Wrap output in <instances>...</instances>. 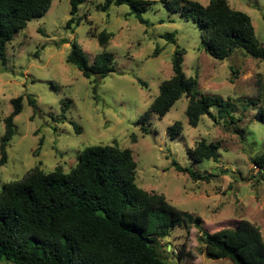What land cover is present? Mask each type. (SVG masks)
Masks as SVG:
<instances>
[{
	"label": "rangeland",
	"instance_id": "obj_1",
	"mask_svg": "<svg viewBox=\"0 0 264 264\" xmlns=\"http://www.w3.org/2000/svg\"><path fill=\"white\" fill-rule=\"evenodd\" d=\"M152 1L142 13L148 22L143 25L128 15L127 5H111L102 12L97 10L102 0H86L76 14L79 24L66 29L70 0H52L44 15L31 19L14 35L5 49V63L0 60V137L12 98L22 96V110L13 119L16 131L6 148L7 161L0 165V191L3 184L23 179L34 167L49 172L60 165L68 172L86 146L115 140L119 147L131 150L140 188L163 194L176 208L200 216L202 228L208 232L248 220L259 227L264 239V173L253 162L264 154V122L255 117L264 108V60L242 50L223 60L212 58L200 45L196 23L170 12L161 0ZM196 1L206 4L208 0ZM228 2L250 17L256 37L264 44V0ZM92 29L114 33L104 50L112 53L115 71L103 78L92 77L97 82L95 95L93 83L65 61L73 40L90 62L103 50L89 35ZM168 32H175L174 44L162 37ZM63 39L69 42L62 43ZM176 46L184 49L186 76L197 77L202 94L228 100L233 120L213 121L202 116L198 126L191 127L183 95L163 117L148 113L149 131L140 130L139 116L157 95L160 82L172 75ZM156 47L160 52L152 56ZM28 96L35 100V110ZM65 104L68 107L62 114ZM176 120L182 122V131L171 139L167 128ZM71 122L78 126L79 134ZM199 139L218 143L217 161L196 163L188 156L187 151ZM172 159L214 176L209 182L193 181L173 168ZM199 236L200 230L193 225L188 235L176 226L169 237L159 240L160 254L174 264H233L227 258H206Z\"/></svg>",
	"mask_w": 264,
	"mask_h": 264
},
{
	"label": "trees",
	"instance_id": "obj_2",
	"mask_svg": "<svg viewBox=\"0 0 264 264\" xmlns=\"http://www.w3.org/2000/svg\"><path fill=\"white\" fill-rule=\"evenodd\" d=\"M52 0H0V60L6 61L5 49L14 35L26 28L31 19L41 17ZM86 0H70V17L66 29L79 24L78 8ZM152 0H102L97 10L106 12L111 5H127L128 15L140 24L153 3ZM170 12L179 13L184 20H192L199 27L200 45L214 59L223 60L236 50L264 60V44L255 35L250 17L230 7L228 0H161ZM94 30V31H93ZM96 31V32H95ZM103 49L90 62L81 46L73 40L66 55V63L78 68L82 76L93 83L92 77L103 78L115 71L111 52L104 50L114 33L105 29L89 31ZM167 43H175V32L162 35ZM66 39L62 43H68ZM160 48L156 47L152 56ZM183 48L176 46L172 61V75L160 82L158 93L147 106L137 123L147 133L148 113L163 117L183 95L187 98L185 115L188 125L197 127L202 116L213 121L233 120L230 103L218 95H205L197 89V77H187L183 71ZM140 84L142 80H137ZM29 97V96H28ZM35 110V100L28 98ZM12 110L3 119L0 137V165L7 161L6 148L15 131L14 117L22 110V96L12 98ZM67 104L62 109L65 114ZM215 112H212V109ZM256 119L264 122V108L256 112ZM227 121V120H225ZM72 123V122H71ZM77 134L78 126L72 123ZM182 131V122L174 121L167 134L173 139ZM132 142L136 138L131 134ZM38 148L42 145L39 139ZM219 145L199 139L187 151L196 163L217 161ZM263 170L264 154L253 159ZM173 168L187 174L193 181L209 182L211 173L182 166L172 159ZM136 162L129 148H121L115 140L108 144L86 146L68 172L60 165L45 172L38 167L26 172L21 180L3 184L0 191V262L11 264H174L160 254L159 240H165L178 226L186 235L191 225L200 230L203 253L209 259H229L233 264H264V239L259 227L248 220L237 226L208 232L202 228V218L171 205L163 194L148 192L135 182ZM264 177V176H262ZM183 249H180L182 253Z\"/></svg>",
	"mask_w": 264,
	"mask_h": 264
}]
</instances>
